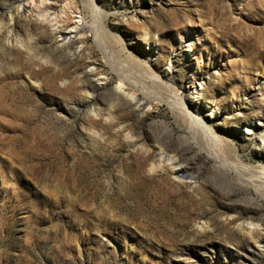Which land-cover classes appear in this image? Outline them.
<instances>
[{"label":"rangeland","instance_id":"1","mask_svg":"<svg viewBox=\"0 0 264 264\" xmlns=\"http://www.w3.org/2000/svg\"><path fill=\"white\" fill-rule=\"evenodd\" d=\"M76 1L86 19L81 47L95 54L103 82L83 76L90 61L72 56L81 49L76 38L58 50L32 18L16 24L28 47L0 41V264H264V255L244 257L246 238L236 226L249 214L264 223V151L255 146L259 133H243L229 114L256 124L264 114L258 91L264 92V0H102L107 34ZM168 66L163 81L186 100H193L192 77L209 80L201 101L218 109L208 124L237 147L241 163L255 167L239 166L248 188L218 177L204 156L196 164L203 191L189 189L150 172L115 127H104L96 142L78 135L82 122L95 126L85 108L70 123L52 114L55 106L81 100L78 74L96 83V93L106 97L100 108H107L114 72L127 70L135 86L160 101L155 109L144 105L143 121L121 102L114 115L147 143L152 131L182 142L185 120L171 108L169 88L150 84ZM207 112L195 114L205 119Z\"/></svg>","mask_w":264,"mask_h":264},{"label":"bare ground","instance_id":"2","mask_svg":"<svg viewBox=\"0 0 264 264\" xmlns=\"http://www.w3.org/2000/svg\"><path fill=\"white\" fill-rule=\"evenodd\" d=\"M79 1L83 9L90 12L92 18L97 17L99 19L98 27L100 34H107L108 32L105 24L106 14L99 6V4L102 3V0ZM77 2L78 1L76 0H0V41L2 40L4 44H10L12 46H22L24 48L28 47L30 41L19 36L16 24L20 20H29L32 18L33 21L37 23V25L39 24L47 31L49 39H54L53 42L56 44L55 46H57L56 48L58 50L63 49L64 45L72 40V37L74 39L76 38V43L78 44L77 49H81L79 51L73 50L72 56L75 58L79 55H84L85 59L90 61L86 64V69H84L85 71L83 72V76L85 75L88 77H94L99 74L102 75L100 70L98 71V68L101 66H97L94 63L95 54H92L88 50L85 51L81 47L83 46V43H85L86 39L84 29L85 25L83 24L86 22V19L85 14H79L80 12L78 11ZM66 30H74L75 33L73 32L74 35H70L66 32ZM93 39H97L96 33H93ZM145 42L148 45L147 39H145ZM190 46L191 43H188L187 47H189V49ZM148 48H152V45H149ZM44 59H48V57L45 56ZM168 70L169 66L165 70H162L161 74L153 73L150 76V84L156 87V89L158 87L169 88L170 94L173 96L172 99H169V104L171 108L176 107L178 115L185 120L183 135L178 136V139L183 140L182 142L174 143L173 141H170L171 139H166V137L163 138V135H157L156 132L152 131V141L147 143L143 134L136 133L135 131L131 130L130 127H128L127 124L129 122L126 124V122H123V118V120H120L118 116L114 115L115 106L118 104V102H121L126 104L132 112L137 113L139 119L143 121L144 116L149 114L147 111L143 110L144 105H148V108H150V106L151 108H157V105L160 101L159 99V101L157 100V96L154 97L155 93L149 91L145 92L146 90L143 91L142 86L140 88L135 86L136 84L130 79V75L128 74L127 70L126 72H121V69H118L116 72H114L116 76V83L114 88H112L108 94H106V96H108L107 108H100V103H104L103 101L106 99V97H102L103 95L100 97L99 94L96 93V90L98 89L96 83L92 81H86L82 75L80 76L78 74L76 83H78L79 90L82 92L81 100L78 103L71 104V106L65 108L62 106H55L51 110L53 111L52 114L55 113L56 116L62 117L61 121L65 123L64 121L69 122L72 119V116L77 113V111L81 110V108H85L87 116H89L90 120L95 123V126L90 123L82 122L79 125L77 133L78 135L96 142L97 138L103 139L102 129L104 127H115L113 130L115 133L119 135L121 134L123 136L127 147L130 146L132 150L142 153L141 164L147 163L150 172L159 176H170L180 182L181 185L184 184L189 189L195 188L203 191L201 182L205 180L202 178L203 174L202 171H200L201 169L199 170L196 167V164L198 162L202 163V158L204 156L212 160L210 166L213 167L215 174H219L218 177H229L239 184H244L247 186L246 188H248V185H251L250 182H247L249 184H246V181L240 176L238 169H240L239 166H245L244 168H247V170L251 167L249 168L248 164L246 163H241L242 161L240 162L236 157L237 147L225 140L222 135L217 133V131L208 124L209 121H212L211 116L216 114L218 109L217 105L209 106L208 104L201 101V98H203V85L208 84L209 80H204V75L197 76L196 78L192 77L190 80L192 86L189 87L191 90L189 95L193 100H186L183 96L177 93L173 84H166L163 81L162 76L167 74ZM103 76L102 78L97 76L95 78L96 80L103 82L107 79V76H105V78ZM36 84L38 85V83ZM258 91L260 92L259 94L261 96L264 95V92H261V89ZM140 95L143 97L141 98ZM151 97L154 98L151 100ZM197 101L202 102V106H199V108L192 104L194 102L196 103ZM197 109L201 111L205 110V112L208 109L209 116L208 114L207 116L205 114L204 119L196 115L195 112ZM237 111H239V109ZM128 114L129 113L127 112L124 114L125 118L128 117ZM229 114L234 125L241 126V128L244 127L243 133H259V139L255 142V146L257 149L264 151V114H260L262 118L260 119L261 122H258V124L253 123L250 119L239 120L237 118V114ZM94 118L98 119L95 120ZM96 124L101 126L100 129L96 127ZM199 132L208 139L203 137V141L200 137H198L200 134L197 135ZM226 148L230 150L232 154H236L235 157L229 160L228 155H225L224 149ZM252 168L254 169L255 167L253 166ZM248 171L245 172L249 173ZM259 174L264 179V167H260ZM253 181L256 180L254 179ZM257 187H260V185ZM248 210H250V208ZM205 220L201 221L202 223H198L199 230L202 232L208 229V224ZM236 226L240 231H242L246 238L245 243L242 246V254H244V257L252 260L256 255H264L263 219L261 217H253L249 214L243 220L238 222ZM190 262L192 263V261Z\"/></svg>","mask_w":264,"mask_h":264}]
</instances>
